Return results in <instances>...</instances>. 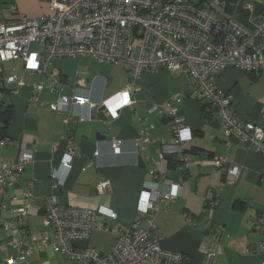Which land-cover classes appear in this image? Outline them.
I'll return each instance as SVG.
<instances>
[{
	"label": "crops",
	"instance_id": "obj_1",
	"mask_svg": "<svg viewBox=\"0 0 264 264\" xmlns=\"http://www.w3.org/2000/svg\"><path fill=\"white\" fill-rule=\"evenodd\" d=\"M14 1L28 17L52 12L51 0ZM10 2L0 0L5 19L13 17ZM237 3L232 13L251 26L250 16L238 12ZM13 62L16 66L9 74L3 65V75H11L16 69L26 84L19 88L10 85L18 91L5 95L11 117L6 137L0 138V163H15L21 151L28 148L33 149L34 159L19 181L7 185L4 195H0V217L11 218L23 206L25 189L32 185L34 210L28 215L26 232L18 235L20 239L48 235L54 241V230L45 223L47 206L54 199L61 207L96 209L100 221L111 229L93 230L87 241L77 245H89L111 255L114 226L128 230L139 221L148 227L150 215L143 210L142 189L145 182H156V176H163V191L178 196L174 201L159 200L161 208L153 216V234L160 238L162 248L185 254L189 264H203L210 250L215 253L216 264H264V253L248 252L264 240V231H255L256 222L264 214V155L240 144L235 135H228L208 101L190 98L189 76L165 69L144 73L135 82V103L122 108L113 118L102 104L132 88L128 66L123 61L111 64L86 56L56 57L49 61L43 75L25 69L20 59ZM54 72L60 73L63 93L89 97L97 107L92 110L89 105L73 104L53 111L50 104L58 102V95L50 90ZM78 77L85 85L76 84ZM40 83L43 89L37 102L33 89ZM215 84L232 93L236 115L241 120L264 127V70L256 76L229 67L216 77ZM177 95L181 97L176 99ZM174 107L190 127L192 139L181 144V152L164 153L163 146L175 141L168 113ZM66 134L79 149L70 170L62 166ZM114 138L122 140L120 153L113 151ZM215 156L238 165L240 174L235 176L214 166ZM104 180L110 181L112 188L102 193L97 185ZM110 211L117 213L116 219L110 217ZM8 242V232L1 230L0 264H8L9 260L15 264H78L51 247L22 258Z\"/></svg>",
	"mask_w": 264,
	"mask_h": 264
},
{
	"label": "built area",
	"instance_id": "obj_2",
	"mask_svg": "<svg viewBox=\"0 0 264 264\" xmlns=\"http://www.w3.org/2000/svg\"><path fill=\"white\" fill-rule=\"evenodd\" d=\"M10 1L9 11L13 17L5 19L0 10V110L7 106L6 93L18 91L10 85L16 84L19 88L26 84L16 69L11 75H3V65L7 62L20 59L25 69L43 75L47 73L49 61L56 57L86 56L111 64L123 61L128 66L132 88L102 104L113 118L118 117L122 108L135 103L132 98L138 91L135 82L144 73L157 69L183 72L191 79L190 98L208 101L228 135H235L240 144L264 155V127L241 120L236 115L232 93L215 84L216 77L229 67L256 76L262 74L264 0H251L244 5L251 11V26L244 24L236 14L226 12L228 5L238 0H51L52 12L40 17L26 16L14 0ZM33 44H38L42 50H32ZM76 84L85 85L81 77L77 78ZM42 89V83L34 86L33 98L37 102ZM63 89L60 73L54 72L50 90L58 95V102L50 104L53 111L73 104L89 105L92 110L97 107L89 97L65 94ZM179 97L177 95L176 99ZM168 113L176 136L173 143L163 146V152L179 153L181 144L192 139V131L178 115L177 107ZM64 137L67 147L62 166L70 170L79 149L69 134ZM121 143L120 139L112 140L115 153L121 152ZM33 159L34 151L28 148L21 151L15 163H0L1 196L7 185L19 181ZM212 162L223 172L240 174V167L229 164L223 156H215ZM156 179L160 181L145 182L141 194L143 210L150 215L146 220L148 227L144 228L139 221L128 230L114 226L116 236L111 255L89 245H77L87 241L93 230L111 229L100 221L96 209L76 205L61 207L54 199L47 206L45 220L54 230V241L48 235L20 239L18 235L26 232L28 215L34 210L32 185L24 191L23 206L9 219L0 217V231L8 232V244L22 258L51 247L78 264H189L188 256L165 250L160 238L153 234L156 228L153 216L161 208L158 201H174L178 196L163 191V176H156ZM262 180L264 182V175ZM97 188L104 193L110 191L112 185L104 180ZM110 217L116 219L117 213L110 211ZM255 231H264V214L256 222ZM248 252L264 253V240ZM214 255L213 251H207L203 264H216ZM8 264H15V261L9 260Z\"/></svg>",
	"mask_w": 264,
	"mask_h": 264
},
{
	"label": "trees",
	"instance_id": "obj_3",
	"mask_svg": "<svg viewBox=\"0 0 264 264\" xmlns=\"http://www.w3.org/2000/svg\"><path fill=\"white\" fill-rule=\"evenodd\" d=\"M234 2L230 3L228 5V8L226 9L227 13H232V8L234 7ZM11 117V105L8 104L7 106H4L2 110H0V138L6 137V131L9 125Z\"/></svg>",
	"mask_w": 264,
	"mask_h": 264
},
{
	"label": "rangeland",
	"instance_id": "obj_4",
	"mask_svg": "<svg viewBox=\"0 0 264 264\" xmlns=\"http://www.w3.org/2000/svg\"><path fill=\"white\" fill-rule=\"evenodd\" d=\"M246 2H247V0H238V3L236 5V7H237V11L238 12H242V13L245 14L246 17H248V16L251 15V11L244 8V5L246 4ZM31 48H32V50H34V49L42 50V47L39 46L38 44H33ZM13 66H16V62H13V63L7 62V63H5L4 64L5 73L6 74L11 73Z\"/></svg>",
	"mask_w": 264,
	"mask_h": 264
},
{
	"label": "snow or ice",
	"instance_id": "obj_5",
	"mask_svg": "<svg viewBox=\"0 0 264 264\" xmlns=\"http://www.w3.org/2000/svg\"><path fill=\"white\" fill-rule=\"evenodd\" d=\"M34 59H35V57H33V61H34ZM30 66H33V67H34L35 65H34V63H30ZM126 102H127V101L125 100V103H126Z\"/></svg>",
	"mask_w": 264,
	"mask_h": 264
},
{
	"label": "water",
	"instance_id": "obj_6",
	"mask_svg": "<svg viewBox=\"0 0 264 264\" xmlns=\"http://www.w3.org/2000/svg\"><path fill=\"white\" fill-rule=\"evenodd\" d=\"M140 162L142 163V159L140 158Z\"/></svg>",
	"mask_w": 264,
	"mask_h": 264
}]
</instances>
